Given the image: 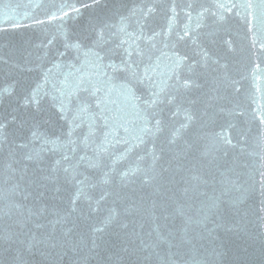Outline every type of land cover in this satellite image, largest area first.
<instances>
[{
  "label": "snow or ice",
  "instance_id": "6c2138e0",
  "mask_svg": "<svg viewBox=\"0 0 264 264\" xmlns=\"http://www.w3.org/2000/svg\"><path fill=\"white\" fill-rule=\"evenodd\" d=\"M53 8L0 19V264H264V0Z\"/></svg>",
  "mask_w": 264,
  "mask_h": 264
},
{
  "label": "water",
  "instance_id": "95a60500",
  "mask_svg": "<svg viewBox=\"0 0 264 264\" xmlns=\"http://www.w3.org/2000/svg\"><path fill=\"white\" fill-rule=\"evenodd\" d=\"M60 0H0V19H7V17L13 13H19L23 15L25 12H29L30 14L36 15L40 19H44V14L46 12H51L54 10L53 5H59ZM87 15V13H85ZM51 31H55V26H49ZM0 44L7 45L9 40L21 41V40H28L32 39L34 42H39V38H41V34L34 33L32 29H27L23 32H5L0 33ZM232 37L235 39L237 53L232 54L229 53L231 59L237 62L236 67L239 69L241 75L244 74L245 65L247 64V48L242 49V45L244 44L243 41V33L239 31L238 28V21H233L232 27ZM227 36H221V39H228ZM0 51L7 52V47L0 49ZM255 62V61H254ZM250 72V69H248ZM240 77L238 76L237 79ZM242 85V93L241 99H244L245 91L249 87V81L241 80Z\"/></svg>",
  "mask_w": 264,
  "mask_h": 264
}]
</instances>
